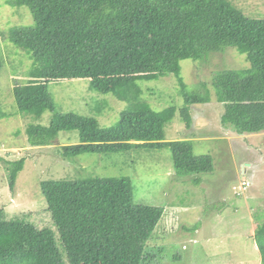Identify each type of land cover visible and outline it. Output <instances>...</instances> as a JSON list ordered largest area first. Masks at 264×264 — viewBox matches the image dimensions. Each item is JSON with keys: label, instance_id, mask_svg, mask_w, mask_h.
<instances>
[{"label": "trees", "instance_id": "16d2710c", "mask_svg": "<svg viewBox=\"0 0 264 264\" xmlns=\"http://www.w3.org/2000/svg\"><path fill=\"white\" fill-rule=\"evenodd\" d=\"M16 5L33 18L31 25L3 34L32 61L24 80L15 81L18 111L36 119L54 114L49 126L27 128L31 147L50 146L60 133L76 132L77 144L59 148L67 160L169 148L179 176L205 170L207 158L195 156L192 141L166 142L164 128L178 111L190 126L191 107L210 101L204 82V91L188 92L181 62H207L229 47L246 56L250 68L215 73L213 90L225 109L221 122L240 135L264 132V19L247 17L228 0H16ZM2 68L0 62V76ZM169 75L176 76L185 104L154 111L139 83ZM67 79L89 80L82 94L97 108L103 105L97 98L110 94L126 103L120 120L103 127L99 114L60 112L50 86ZM3 161L13 190L26 159ZM41 189L56 231L0 221V264H147L146 247L165 210L135 203L133 185L124 178L47 180ZM254 238L264 264V222Z\"/></svg>", "mask_w": 264, "mask_h": 264}, {"label": "rangeland", "instance_id": "374dc122", "mask_svg": "<svg viewBox=\"0 0 264 264\" xmlns=\"http://www.w3.org/2000/svg\"><path fill=\"white\" fill-rule=\"evenodd\" d=\"M228 1L247 17L264 19V0ZM32 23L28 8L17 7L16 0H0V221L26 222L38 229L56 231L41 182L118 177L133 185L135 203L165 210L146 247L147 264H261L254 235L264 222V135L223 139L216 125H208V119L214 124L219 122L225 110L213 90L215 73L248 69L246 56L229 47L207 62H181V76L188 92L204 91L200 86L204 82L210 101L191 107L190 126L178 111L166 124L164 133L167 141H179L192 133L196 138L192 142L195 156L207 158L205 170L179 176L169 148L85 154L67 160L59 148L77 144L78 134L62 132L50 146L31 147L27 128L32 124L49 126L54 114L46 112L38 119L27 117L19 113L16 105L15 81L24 80L32 61L3 34ZM87 84L89 80L84 79L53 83L50 91L57 109L83 116L99 114L101 126L115 125L126 103L110 94L97 98L103 103L97 108L82 94L87 92ZM139 85L143 99L154 111L170 107L180 110L185 104L174 75ZM21 159H26V163L12 190L3 160Z\"/></svg>", "mask_w": 264, "mask_h": 264}, {"label": "crops", "instance_id": "0c3cea01", "mask_svg": "<svg viewBox=\"0 0 264 264\" xmlns=\"http://www.w3.org/2000/svg\"><path fill=\"white\" fill-rule=\"evenodd\" d=\"M250 68V67H249ZM221 105H223V104H221ZM224 106V105H223ZM212 108H210V110H211ZM203 110H200V112H202ZM211 111H213V110H211ZM199 112V113H200ZM204 112V111H203ZM195 114H196V112H195ZM223 114H224V112H223ZM223 114L220 116V119H219V122H217V123H213V121L212 120H210V119H208V121H209V124L208 125H210V126H214V125H216V128H217V130H218V133L219 134H221V136H219L220 138H223V139H244L245 137H250V138H252V137H257V135H264V132L263 133H259V134H244V135H240V134H238V133H236L233 129H232V127H229V126H224L223 124H222V122H221V118H222V116H223ZM194 137V135L192 134V133H190V134H188V136L187 137H183V139H181V140H190V141H192L193 142V140L194 139H196V138H193ZM249 138V139H250ZM200 140H202L201 138H200ZM166 142H172V141H167L166 140Z\"/></svg>", "mask_w": 264, "mask_h": 264}, {"label": "built area", "instance_id": "2783aa9c", "mask_svg": "<svg viewBox=\"0 0 264 264\" xmlns=\"http://www.w3.org/2000/svg\"><path fill=\"white\" fill-rule=\"evenodd\" d=\"M245 186V185H244Z\"/></svg>", "mask_w": 264, "mask_h": 264}]
</instances>
